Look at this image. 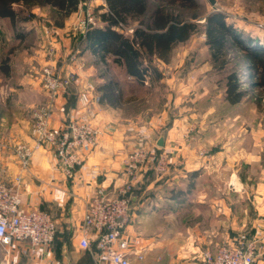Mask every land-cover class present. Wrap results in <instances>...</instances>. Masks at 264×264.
Returning a JSON list of instances; mask_svg holds the SVG:
<instances>
[{
	"label": "crops",
	"instance_id": "0c3cea01",
	"mask_svg": "<svg viewBox=\"0 0 264 264\" xmlns=\"http://www.w3.org/2000/svg\"><path fill=\"white\" fill-rule=\"evenodd\" d=\"M66 41L59 40L60 44L57 43L64 50L63 61L58 64L50 62L62 70L68 68L66 54L71 51ZM35 53L37 56H32L35 62L41 65L48 62L43 51ZM82 55L84 68L79 72L80 82L57 101L52 126L57 130L62 129L70 118H75L92 122L103 130V135L98 146L81 150L84 163L73 178H67L57 167L50 150L37 152L27 171L21 169L14 155L17 144L31 142L32 109L39 100L47 101L48 98L40 87L39 76L35 77L38 72L34 67L36 64L28 60V65L22 70H15L18 79H12L0 87V183L13 186L15 178L20 176L22 181L18 188L23 207L46 209L58 229L55 243L43 254L31 255L27 245L14 244L11 247V264H96L92 255L79 247L85 208L97 188L103 187L112 192L124 184L122 162L134 147L135 134L142 130L140 128H144L147 136L156 135V152L168 156L170 171L166 176L158 177L151 163L137 185L133 200V223L126 231L132 251L131 264H204L203 254L206 250L214 251L225 244H236L238 236L245 232L257 239V264H264V178L256 188L253 206L257 215L252 222L249 221L250 227L244 221V205L238 204L243 210L237 219L230 223L221 216L223 219L218 221L221 227L215 229V220L220 217L217 213L214 215L215 208L224 211L226 203L223 200H228L230 193L215 195L207 189L200 191L201 187L194 183L188 192L183 187L179 188L188 175L190 180L195 179L191 177L192 172L206 167L205 161L197 155L201 144L196 142L201 135L207 139L204 142L208 141L210 134L204 128L197 134L191 126L184 127V123L177 119L164 128L167 127L164 122L166 116L146 118L143 120L145 126L137 128L134 119L139 121L140 117L127 118L119 108L99 103L101 93L98 89L105 78L98 76V83L91 73L95 64L86 63L89 57L94 61L92 54L83 50ZM162 66L164 64L159 61L156 66L158 72H161L159 68ZM86 82L94 85V95L98 99L87 110L80 107L78 99V92ZM5 108L10 113L3 112ZM161 136L164 137L163 148L157 146ZM93 175H96V179H93ZM239 182L242 183L241 179ZM235 195L242 197L243 192ZM183 216H189L190 222L181 228ZM164 223L168 225L164 226ZM226 223L227 227H222ZM137 254H142L143 259L139 260ZM3 256L0 247V260Z\"/></svg>",
	"mask_w": 264,
	"mask_h": 264
},
{
	"label": "rangeland",
	"instance_id": "374dc122",
	"mask_svg": "<svg viewBox=\"0 0 264 264\" xmlns=\"http://www.w3.org/2000/svg\"><path fill=\"white\" fill-rule=\"evenodd\" d=\"M197 1L202 4V8L192 11L223 12L229 24L264 43V0H215V6H212L208 0ZM84 2L91 7V10L103 7L102 5L106 7V0H82L80 6ZM15 9L19 13V19L27 21H20L16 25L17 28H13L10 21L0 20V45L5 43V49L0 50V59L11 51L8 58L10 75L5 76L0 70V87L5 86L12 79H18L15 70H22L21 68L28 65L26 64L28 60L36 64L34 67L38 72L35 77H40L39 71L44 64L35 62L32 56L36 57L35 52L43 51L46 57L48 45L43 36L45 27L57 31L51 44L56 47L58 54L53 58L49 57V62L58 64L64 59L61 58L64 54L63 48L57 46L60 44L59 40H67L66 45L71 51L83 52L85 47L83 35L74 31L80 21L79 11L65 21L63 28H59L55 24L56 13L50 8L15 5ZM170 10L177 13L180 8L175 4ZM199 23H203V20ZM20 27L31 30V36L29 35L25 42L16 39L17 29ZM132 31V27L126 28L124 34L130 37ZM37 36L40 38H36ZM112 60V58L108 60L110 67L102 64L94 65L92 76H95L98 83L101 76L118 79L124 95V104L119 107L120 113L127 118L140 117L139 121L134 119L137 128L145 126L146 122L143 120L146 118L166 116L164 122L167 127L164 128H168L169 124L177 119L184 123V127L191 126L190 128L197 134L203 128L210 134L207 137L208 141L204 142L207 139L201 135L196 142L201 144L197 155L199 159L205 161L206 167L197 171L198 175L195 179L190 180L187 174L185 183L179 188L183 187L184 191L188 192L190 185L194 183L195 186L201 187L200 191L207 189L215 195L230 193L229 199L223 200L226 209L220 212L215 208L214 215L216 213L220 215L215 220V229L221 227L218 222L223 219L221 216L224 217V221L230 223L233 219H237L243 210L238 204L244 205L246 214L244 221L247 227H250L249 221L252 222L257 215L253 206L254 195L258 184L263 182L264 178V94L250 83L249 71L242 61L241 52L230 44L227 56L221 62L213 63L201 28L189 41L175 46L170 63L161 61L164 66L159 68L160 77L158 79L153 77L152 82L147 78L141 83L126 76L124 70L113 64ZM158 60L146 57L144 63L156 68L160 61ZM87 62L95 64L90 57L86 59ZM233 71L239 75L240 89L245 91V97L237 105H230L226 101V80ZM45 103L46 101L39 100L31 111V121L33 111ZM5 111L10 113L7 108L3 110ZM140 129L142 130L139 132L144 130V128ZM148 138L150 146L156 152L158 149L155 142L156 135L150 134ZM238 192L240 194L243 192L242 197L235 195ZM226 211L227 214H224ZM189 222V216H183L181 228L188 226ZM163 225L166 226L168 223ZM222 227H227V223Z\"/></svg>",
	"mask_w": 264,
	"mask_h": 264
},
{
	"label": "built area",
	"instance_id": "2783aa9c",
	"mask_svg": "<svg viewBox=\"0 0 264 264\" xmlns=\"http://www.w3.org/2000/svg\"><path fill=\"white\" fill-rule=\"evenodd\" d=\"M80 21L75 32L84 35L98 25L96 10L84 2L79 7ZM54 31L43 29V36L48 45L45 63L40 71V84L48 98L44 105L36 108L30 125L31 142H22L15 146L14 155L23 171L30 167L37 152L50 150L57 167L67 178H73L83 166L81 150L95 148L103 135V130L89 121L70 118L62 129L52 126L53 111L59 98L69 93L80 82V70L84 68L82 52L70 51L66 54L67 69H61L49 62V57L58 52L53 40ZM50 42V43H49ZM95 87L86 82L78 92L79 105L87 110L95 98ZM158 177L166 176L170 171L168 156L157 153L150 146L144 131L136 134L134 147L123 159L124 184L110 192L99 187L86 205L80 230L79 247L88 251L96 264H131L127 229L133 223V200L139 181L150 164ZM95 173V172H94ZM96 179V175H93ZM20 176L15 178L13 186L0 183V247L3 259L0 264H11V247L16 244L28 246L31 255L43 254L56 241L57 224L52 215L44 208L26 209L23 207L18 185ZM258 241L248 233H241L236 244L219 246L215 251L206 250L204 264H257ZM139 260L142 254H137Z\"/></svg>",
	"mask_w": 264,
	"mask_h": 264
},
{
	"label": "trees",
	"instance_id": "16d2710c",
	"mask_svg": "<svg viewBox=\"0 0 264 264\" xmlns=\"http://www.w3.org/2000/svg\"><path fill=\"white\" fill-rule=\"evenodd\" d=\"M81 2L82 0H0V20H8L13 28H17L20 21L27 20L19 19L15 5L50 8L56 13V26L63 28L65 21L79 11ZM175 4L180 8L177 13L170 10ZM201 8L202 4L197 0H106V7L96 9L98 25L83 35V50L92 54L95 65L110 67L108 60L112 58V63L122 68L128 77L141 83L149 78L152 82V78L158 79L160 73L155 67L145 65L144 58H157L163 63H170L175 46L186 43L202 28L212 62H221L227 56L228 46L232 44L241 52L242 61L249 71L250 83L264 94V43L229 24L223 12L192 11ZM200 20L203 23H199ZM129 27L133 31L127 37L124 30ZM17 31L16 39L22 42L31 36V30L23 27ZM0 46V50L5 49V43ZM9 53L11 51L0 59V70L5 76H9L11 71ZM104 80L98 89L101 93L99 103L119 108L124 104L120 82L115 77ZM226 81V101L230 105L239 104L245 97V91L240 89L239 75L233 71ZM197 175L195 172L191 177Z\"/></svg>",
	"mask_w": 264,
	"mask_h": 264
},
{
	"label": "water",
	"instance_id": "95a60500",
	"mask_svg": "<svg viewBox=\"0 0 264 264\" xmlns=\"http://www.w3.org/2000/svg\"><path fill=\"white\" fill-rule=\"evenodd\" d=\"M209 2H210V4L212 5V6H215L216 5V1L215 0H208ZM157 146L159 147V148H163L164 147V137L163 136H161L160 138H159V140L157 141Z\"/></svg>",
	"mask_w": 264,
	"mask_h": 264
}]
</instances>
